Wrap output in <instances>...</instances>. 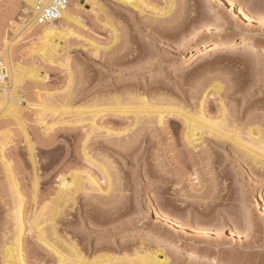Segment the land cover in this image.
<instances>
[{
  "label": "rangeland",
  "instance_id": "374dc122",
  "mask_svg": "<svg viewBox=\"0 0 264 264\" xmlns=\"http://www.w3.org/2000/svg\"><path fill=\"white\" fill-rule=\"evenodd\" d=\"M141 2L78 0L76 20L60 28L70 33L44 59L34 32L15 36L9 27L29 17L23 1L0 0V44L12 40L15 61L38 68L43 78L16 87L18 120L2 116L6 104H0V143H6L0 154V264H12L4 252L18 202L25 264H58L33 223L66 252L50 234L49 219L59 238L76 244L88 260L98 254L111 257L109 264H137L136 252L160 249L167 264H203L190 261V252L223 264H264V168L250 155L212 135L188 145L178 118L167 116L161 126L152 118L135 124L131 114L106 111L90 131L88 113H74L139 106L140 96L191 115L205 97V116L219 118L223 111L219 125L230 136L247 139L254 127L264 136V0ZM241 37L257 48L236 42L203 53L212 42ZM62 177L80 183L73 201L59 196ZM107 177L111 189L105 193ZM244 212L251 226L233 231L230 216Z\"/></svg>",
  "mask_w": 264,
  "mask_h": 264
},
{
  "label": "bare ground",
  "instance_id": "6f19581e",
  "mask_svg": "<svg viewBox=\"0 0 264 264\" xmlns=\"http://www.w3.org/2000/svg\"><path fill=\"white\" fill-rule=\"evenodd\" d=\"M21 1H23L24 5H25V8L23 9V11L28 13L29 17L27 18V20H24L23 18L21 19V23H23L22 25H19L15 21H10L9 27L15 33V36H18V34L21 33V31H23V33H22L23 35L26 34L27 32H29L31 34L35 33L37 39L41 43V46H40L41 55L43 56V58L45 57L46 59H51L54 56V53L59 48L58 42L56 43V41L62 40V39L64 40V37L70 33L69 31L66 33H63L60 30V28L63 29L62 27L64 26L63 25L64 23L66 24V23L73 22L76 20L75 19L76 15H75L73 7H74L75 3H77L78 0H69L68 5L60 12L57 20H49V21L44 22V23H38L37 22V19L35 17L36 8H37V6H40V5H47L52 0H21ZM119 1L122 3H125L129 6H132V7H138L139 5L142 4L141 0H119ZM166 12L167 11H164L162 14H164ZM245 15H246V18L248 20H252V18H250L251 17L250 15H247L246 13H245ZM113 30H114L113 33L115 34L114 39H117V33H116L115 29H113ZM32 32H34V33H32ZM237 39L238 40H236L235 42H234V40L212 42L204 48L203 53H208V52H211L213 50H218V49H230L234 46V44L236 42L241 44V46L246 48L247 50L252 51V50H255L257 48L256 43L252 39H248L246 37H241V38H237ZM13 46H14V44L12 43V40L11 41L4 40L3 43L0 44V104L1 105L4 103L6 104V106H4V111H3L2 116L9 114V115H12V117H14L16 120H18V118H19L18 112L20 109L18 106V102H19L20 98H18L16 96V87L18 85H20L24 79H30L32 81H36V80L41 81V79H43V78L39 76V69L38 68H34V69L26 68L24 65H21L19 62L15 61L14 55H13ZM215 88L218 91L219 88L218 87H215ZM139 97H138V99H139L138 103H140V105L139 106L138 105H134V106L132 105V107L127 106L128 108L125 106L123 107L122 105H120L118 103V100H116L117 102H114V103H118V105L115 104V106H113V104H112V106H111L112 108H109V106H108V109H106L105 107H103L105 109H103V108L99 109V108H95V107L90 108L89 107L90 109H88V110H86L87 108H85L86 111L84 109H78V110L77 109L75 110V108H72V109H74L76 111V112H74L76 114L78 113V111L80 112L81 110L84 111L83 113H85V112L88 113L87 115H89L88 120L90 122V125H89L90 129H91L90 131H94L99 127V126H97L96 118H97V116L101 115L102 112H106V111H108V113L111 112L110 114H112V115H120V114L121 115L122 114H125V115L129 114L130 115L131 114L132 118L134 119L135 124H137V122L139 123L141 121V119L152 118L158 126H161L163 124L164 118H166L167 116L172 117L173 119L178 118L180 120H183L185 125H186V131H185L184 136H185V139H186V142L188 145L192 146V144L194 142H203L205 135L206 136L212 135L213 137H216L219 139L220 138L226 139L228 141H231L234 146L241 148L244 154L250 155L251 161L253 160V162H255V164L260 163L261 167L264 168V150H263L264 149L263 148L264 136H262L263 135L262 130L259 127L249 128L247 130V136H246L247 139H242L241 136L238 137V135H235V132H234L235 136L234 135L230 136L229 133H231V132L228 133L226 130L223 131L221 129V126L219 125V124H221L220 122L223 121L222 119H224V117H223L224 113L222 111L223 109L221 110L222 112H221V116H219V118L216 117L215 119H213V118H208L205 116V114L203 112V108H202L203 107L202 106L203 101H204L205 97L202 98V100L200 101L199 109L194 114H191V115L185 114L186 112L181 113L182 110H180L179 108H177L178 111L176 110V108L173 109L175 107L174 105H172L173 108L171 106H167V105L155 106V105L149 104V102H147V100H146L147 98L143 99L141 97L142 98L141 99ZM134 99H136V97ZM138 99H137V101H138ZM39 104H42V103H39ZM45 104L47 105V103H45ZM63 105L65 106V104H63ZM37 106H40L41 110L45 109V111H47L46 106L38 105V104H37ZM40 107H39V110H40ZM70 107H72V106H70ZM68 108L69 107H67L66 111H68L70 113L72 111V109L70 110ZM49 109L52 110L51 107H48V110ZM60 109H61V107H60ZM63 109H64V107H62V110ZM62 110H59V112H61ZM64 110H63V112L66 113V111H64ZM53 111H55V110H53ZM82 111L80 112V114H82ZM37 113L39 114L38 110H37ZM72 113H73V111H72ZM108 113H106V114H108ZM223 123H225V122H223ZM234 130H235V127H234ZM5 146H6V143L5 144L0 143V154H2V150ZM29 151H30L29 155L33 157V155H32L33 151H31V147L29 148ZM260 165H259V167H260ZM104 175H105V173H104ZM62 178H61L62 187L59 188V191H58L59 196L61 198H62V196H64L65 198L69 197L73 201L72 198L80 190V183L77 182V180L74 178L71 179L70 183H65L64 178H63V180H62ZM105 179L107 180L106 182H108V187L105 191V193H106V192H109L108 190H110L111 187H110V183L108 181L109 180L108 177ZM89 180H90V178H89ZM78 183H79V185H78ZM91 184L94 188L97 189V191L98 190L102 191L101 188L99 187V185L96 184V182H94L93 180L91 181ZM65 200H68V198ZM64 202H67V201H64ZM13 209H14L13 210V215H14L13 220L15 222L14 233H13L12 238L10 239L9 245L6 246V248H5L4 253L6 254V256L5 255L4 256L6 257V259L9 263L25 264L24 258H23L22 246H21L22 245L21 241H22L23 226H22V220H21V215H20L21 214L20 202H18V204L16 203V205H14ZM244 213L245 214H240L239 216H237V215H231L230 216L228 223H229V226L231 228H233V231L242 232L243 230H245L251 226V220L252 219H251L250 214L247 212H244ZM260 213L264 217V209H261ZM49 221L50 222L48 225L49 226L48 229L51 231L50 234L51 233L53 234V235L52 234L51 235H52V237L54 236L53 238L56 239L55 241L58 240L61 243L60 245H63V247L65 246L66 252L61 251L62 247L61 248L58 247L59 248L58 249L56 246H54V244H52V243L49 244L50 242H47L48 241L47 239L45 240V238H44L45 236H43L44 235L43 234V232H44L43 228L44 227L43 228L41 227L42 224H41V226H38V225H36V223H33L32 228L36 230L35 234L37 235L38 240L40 242L45 243L46 247H49L50 251H52L57 256L58 264H109L111 262L112 258L110 257L111 258V260H110L108 255L107 256L104 255V256L100 257V255H98V254H97L98 256L93 255L95 257L91 258V260L90 259L88 260L87 255L85 256V254H84L85 252L83 251L84 252L83 253L79 248H77L76 244L72 243L69 240H68L69 242H67V240H66L67 244H65V241L62 238L61 239L59 238L60 233L57 234L58 228L56 229L54 219L53 220L49 219ZM147 223L152 225L154 223V220L152 218H148ZM30 229H31V227H30ZM206 231H209V230H206ZM64 238H65V235H64ZM177 247L179 249H184L187 246L181 245L178 243ZM188 256H189L190 261H199L203 264H223L215 257L208 258L206 256H201L200 254H198L196 252H190V253H188ZM113 260H114V258H113ZM167 261H168L167 256L160 249L152 250L151 252L149 251L147 253L145 251L144 252L140 251V253L136 252V263L137 264H167Z\"/></svg>",
  "mask_w": 264,
  "mask_h": 264
},
{
  "label": "built area",
  "instance_id": "2783aa9c",
  "mask_svg": "<svg viewBox=\"0 0 264 264\" xmlns=\"http://www.w3.org/2000/svg\"><path fill=\"white\" fill-rule=\"evenodd\" d=\"M69 0H52L47 5H40L36 8L35 17L38 23L49 20H57L60 12L68 5Z\"/></svg>",
  "mask_w": 264,
  "mask_h": 264
}]
</instances>
